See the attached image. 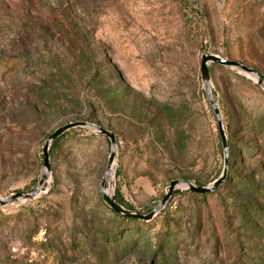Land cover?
Segmentation results:
<instances>
[{
    "label": "rangeland",
    "instance_id": "obj_1",
    "mask_svg": "<svg viewBox=\"0 0 264 264\" xmlns=\"http://www.w3.org/2000/svg\"><path fill=\"white\" fill-rule=\"evenodd\" d=\"M205 55L264 76V0H0V199L36 189L47 139L75 122L116 135L106 191L126 210L150 214L175 180L213 185L224 152ZM209 69L229 132L216 192L181 188L134 228L100 194L109 139L73 129L42 192L0 206V264H264V90Z\"/></svg>",
    "mask_w": 264,
    "mask_h": 264
},
{
    "label": "water",
    "instance_id": "obj_2",
    "mask_svg": "<svg viewBox=\"0 0 264 264\" xmlns=\"http://www.w3.org/2000/svg\"><path fill=\"white\" fill-rule=\"evenodd\" d=\"M210 65H219L224 68L235 69L240 72H243L244 74L252 77L253 79L257 78V83L263 90H264V80L257 71L250 69L247 66L239 62L223 59L221 57L214 56V55H205L202 57L201 78H202L203 86L207 94L209 103L216 117L218 131H219V135H220L221 142H222V148L224 152V170H223L221 177L217 181H215L213 185H211L210 187H202V186L194 185L193 183L187 180H175L170 183L167 194L160 201L158 206L150 214L143 215L140 213H135V212L126 210L117 203L114 196H111V194H109L106 191V186L111 179L112 169H113L116 157H117V137L116 135L112 132H109L105 128L97 126L90 122H75V123H70L66 126L59 128L47 139L43 147L44 175L42 176L36 189L31 194L16 193L6 199H0V206H7L18 200L31 201L35 199L42 192V189L47 183L49 176L51 174V171H52L51 157H50L51 147L55 144V142L60 137L65 135L67 132L73 129H78V128L87 129L89 131L95 132L98 135L109 139L111 143V153H110V157H109V161L107 165V172L100 186V194L102 195L103 199L107 202V204L112 208V210L118 215L131 218V219H137L143 222H150L165 208V206L168 204V202L173 197L174 193L181 188L185 189L191 194L200 195V196L210 195L216 192L222 186V184L225 182L227 178L230 160H229L228 139H227V136L224 130L221 111L210 91V84H211V75H210V69H209Z\"/></svg>",
    "mask_w": 264,
    "mask_h": 264
},
{
    "label": "trees",
    "instance_id": "obj_3",
    "mask_svg": "<svg viewBox=\"0 0 264 264\" xmlns=\"http://www.w3.org/2000/svg\"><path fill=\"white\" fill-rule=\"evenodd\" d=\"M259 75L263 78V80H264V76L261 74V73H259ZM226 133V136H229V132L227 131V132H225ZM64 136V135H63ZM62 136V137H63ZM61 138V137H60ZM229 141V140H228ZM203 187V186H202ZM114 213V212H113ZM114 214H116V213H114ZM117 216H118V214H117ZM122 221L123 222H128V223H130L131 224V226L132 227H134V228H141L142 226H146V225H148L149 224V222H143V221H140V220H137V219H131V218H122ZM171 226H172V224L171 223H169L167 220H164V225H163V227H162V229H163V231H161V233H164V234H166V235H170L169 237H172V241H174L175 240V236H174V232L172 231L171 233H169V231L170 230H172L171 229ZM160 244H161V246L163 245V240L162 239H160ZM164 264H172V263H170V262H168V261H166Z\"/></svg>",
    "mask_w": 264,
    "mask_h": 264
},
{
    "label": "bare ground",
    "instance_id": "obj_4",
    "mask_svg": "<svg viewBox=\"0 0 264 264\" xmlns=\"http://www.w3.org/2000/svg\"><path fill=\"white\" fill-rule=\"evenodd\" d=\"M257 81V78H254ZM112 175V174H111Z\"/></svg>",
    "mask_w": 264,
    "mask_h": 264
}]
</instances>
